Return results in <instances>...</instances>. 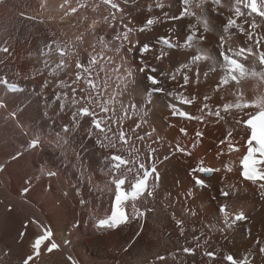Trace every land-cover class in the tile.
I'll use <instances>...</instances> for the list:
<instances>
[{
  "label": "bare ground",
  "instance_id": "1",
  "mask_svg": "<svg viewBox=\"0 0 264 264\" xmlns=\"http://www.w3.org/2000/svg\"><path fill=\"white\" fill-rule=\"evenodd\" d=\"M63 2L64 0H0V38H2L0 47L9 49V52H2L3 54L0 56L2 58L13 56V60L16 62V57H19L20 62L30 63L35 68L34 72H39L38 78L45 75L49 69V74L44 76V80L51 81L54 79L51 69L54 68L60 57L55 51L48 56L42 55L48 42L55 39L62 44L71 46L77 37H83L82 51L79 57L83 59L84 52L92 53L93 48L99 50L115 34L116 29L109 28L108 24L104 22L106 16L111 21L113 10L102 0H86L88 7L75 15H65L64 10L59 7ZM79 2H85V0H79ZM114 2L120 4L125 13L129 14L125 23L131 20L130 26H140L149 15L147 5L154 4L155 0H128L127 3L125 0H114ZM164 2L173 5L171 10L165 8L164 11H170V14L178 13L179 0H164ZM77 4L78 0H70L72 7H76ZM207 7L211 9L212 5L209 4ZM230 7V0H222L220 11L224 15L221 16L211 11L207 15L210 31L206 34L208 40L204 47L212 51L217 59L220 58L215 50V44L218 42V37L224 34L222 25L227 16L232 14L229 11ZM152 14L159 16L161 12L153 8ZM85 16L88 17L87 21L83 19ZM93 19L98 21L96 28L86 31L85 24L90 25ZM256 19L260 22L259 18ZM194 22L195 18L193 17H187L180 21H167L146 33L137 32L131 38L133 41L143 40L145 36L154 39L157 35L167 34V29L171 28L173 29L172 34L180 37L182 41L188 34L187 25ZM45 30H49L53 36L48 37L47 33H44ZM17 34L23 38L20 44L15 38ZM233 43L238 46L244 43V40L236 33ZM89 44L92 47H89ZM109 47L112 48L114 45H109ZM168 51L170 58H165L160 67L172 71L179 63L186 62L187 50L172 49ZM106 55L112 57L115 64H120L121 58H123L124 67L132 71L133 75L124 79L120 83V87L125 92L123 101L126 105L130 102L139 104L144 100L142 91L143 85L147 82L137 72L138 56L134 53L126 54L123 50L115 54L109 50ZM75 59L72 58L71 66L66 70L67 76L62 72L59 74V79L65 80L69 84L72 79H75L77 71ZM40 60L41 63H39ZM45 60L49 64L47 69L44 67ZM37 68L39 71L36 70ZM206 70L207 65L202 64L200 84H191L186 93H196L199 97L197 102L192 106H182L193 115L199 114L198 110L203 95L213 97L209 101L213 107L221 102L220 97L225 100L232 99L231 91L233 89H229L227 93L224 91L219 94L213 92L211 85L218 79V75L210 72L206 81L203 76V72ZM108 74L112 75L110 67ZM103 78L104 73H101L96 78L97 82H102ZM180 82L182 83V80ZM80 83L83 87V82ZM117 83L119 82L114 79L109 81L108 92L105 96L116 90ZM165 83L168 90L174 86L172 82ZM241 87L247 98L258 99L260 90L256 81H245ZM54 90L61 93L67 91L69 99H71L70 88L55 87L48 90L41 88V95L47 97ZM7 96H9L7 103L11 106L29 100L25 93L19 91ZM167 99L163 95L153 97L151 112L148 116L149 124L143 126L141 134L145 130L155 128L153 138L158 135L164 138L168 144L180 143L193 155L189 157L176 154L171 162L161 169L163 181L158 186L155 198H150L146 202L149 208L155 209V211L149 214L146 221L143 218L138 221L132 220L121 228L109 229L96 226L98 219L110 214L111 200L115 193L113 173L109 172L105 156H109L115 151L117 154L129 158L126 149L130 146L122 144L118 140V134L108 133V138L105 140V143L108 141L116 143V149H101L94 140L103 139L104 134L95 128L88 130L89 125L91 126L90 118L77 117V120L73 121L71 111L67 108L60 109L59 103L51 100L48 105H51L50 109L48 110L47 106L45 109L43 108L44 111H47V117L56 116L60 119L70 117L73 126L72 142L69 145H64L65 139L56 144L63 151V154H60V150L54 149L58 156L60 154V157L57 156V160L53 158L56 164L51 162L48 165L39 162L38 154L41 143L36 148L30 147L24 140L12 139L3 143L0 146V165H3V169L0 170V252H2L0 264H22L23 258L30 254L29 245L34 237L35 228L33 224L28 223V227L25 229L24 224L31 220L50 226L53 238L56 243L61 245L59 249L53 250L51 253L42 250L40 257L36 258L32 264H69L67 260L69 255L76 258L80 264H157L155 256L175 251L177 246L178 229L170 218L173 212L177 218L184 219L187 228L190 229L194 226L211 236L209 250L214 248L222 255L231 253L238 258L247 257L252 261V264H264V253L259 251V246L254 242L257 237L264 238V198L259 195L260 190L256 184L245 181L239 175V157L246 151L245 142L247 139L246 131L234 123L233 116L239 117L235 112L231 116L222 112L225 119L219 123H216L214 117H209L205 123L187 121L178 117L165 119L166 116L170 117V112L166 107ZM44 102L45 100H43ZM80 106H83V102L77 107ZM34 108L33 105H29L26 110L30 120L35 117ZM96 111L99 109L97 108ZM117 112L119 113V105H117ZM13 113L9 110V114L16 117L23 129L29 127L34 130L30 125L26 126L21 123L18 116ZM133 123L134 121H125L124 128L127 129ZM172 124L176 127H171ZM180 127L188 129L187 137L179 132ZM197 129L204 132L202 140H195ZM233 129H235L233 138L239 145V152L217 157L219 141ZM113 131H116L115 126ZM15 132L18 133L20 130L17 128ZM33 135V139L37 140V135ZM65 136L67 135L64 134ZM12 144L18 146L13 145L12 147ZM137 147L146 154L147 150L143 144L137 142ZM224 147L227 152V147ZM11 148L14 150L13 153ZM166 148L167 145L165 150ZM51 152L52 149L45 148L41 153L51 154ZM9 158L12 160L8 161ZM200 159L205 161L206 166L223 169L227 165L232 168V172L222 171L210 174L208 177L202 176L201 178L208 180L210 187L200 189L194 185L189 172V169L194 167ZM36 162H39L38 169ZM49 170L56 172L57 175L49 177L47 175ZM221 176H226V178L222 181ZM221 188L230 192L226 201L219 193ZM186 189L189 192L195 189L194 199L185 198ZM80 200H84L85 203L81 204ZM221 202H227L237 210L243 208L249 216L248 222L241 229L226 234V238L220 232L209 233L207 227L209 224H220V218L215 209ZM136 204L137 208L144 206L140 201H137ZM189 207L196 213L195 216L186 214ZM182 211L185 213L184 215H182ZM244 228L251 229L250 236L244 234ZM21 232H26L23 240L20 239ZM186 235L190 237L191 233L186 232ZM9 238L10 244L7 243ZM179 243L183 244L184 241L179 240ZM187 246L192 245L188 244ZM178 259L180 264H227L221 257H218L216 261H209L200 250H197L195 256L181 255ZM168 264H176V261L169 257Z\"/></svg>",
  "mask_w": 264,
  "mask_h": 264
},
{
  "label": "snow or ice",
  "instance_id": "2",
  "mask_svg": "<svg viewBox=\"0 0 264 264\" xmlns=\"http://www.w3.org/2000/svg\"><path fill=\"white\" fill-rule=\"evenodd\" d=\"M102 2L113 10L111 21L106 16L104 22L108 24L109 28L116 29L115 34L99 50L93 48L92 53L84 52L83 59L79 58L83 37H77L71 46L62 44L55 39L48 42L42 55L48 56L55 51L60 58L54 68L51 69L54 79L51 81L44 80L40 85L44 90L55 87L71 89V99H69V93L64 91L62 93L55 92L52 100L59 102L60 109L67 108L71 111L73 121H76L77 117L90 118L91 127L104 134L103 139L94 140L101 149H116V143L111 141L105 143L108 133L118 134V140L122 144L130 146L126 149L129 158L117 154L115 151L111 155L105 156L109 172L113 173L112 180L115 185V193L111 200L110 214L98 219L96 226L113 229L121 228L132 220L138 221L143 218L146 221L149 214L155 211V209L149 208L146 202L150 198H155L158 186L163 181L161 169L166 167L176 154L189 157L193 155L180 143L168 144L164 138L158 135L153 138L155 128L145 130L141 134L143 126L149 124L148 116L151 112L153 97L159 95L168 98L166 107L170 112V117L166 116L165 119L178 117L187 121L205 123L209 117H214L216 123H219L225 119L222 112L229 116L235 112L239 117L233 116L235 125L247 133L246 151L239 157V175L245 181L256 184L260 190L259 195L264 198V0H230L229 11L232 14L225 19L222 25L224 34L218 37V42L215 44V50L220 59H217L212 51L207 50L204 44L208 40L206 34L210 31L208 12L211 11L223 16V12L220 11L222 0H179L178 13L171 14L170 11H164L165 8L172 9L171 3L166 4L164 0H155L154 4L147 5L149 15L140 26H130L131 20L125 23L124 21L129 14L125 13L124 8L114 0H102ZM127 2L128 0H125V3ZM209 4L212 5L211 9L207 7ZM59 7L64 10L65 15H75L87 8L88 4L86 0L85 2L78 0L77 6L72 7L70 0H64ZM153 8L160 10L161 15H153ZM187 17L195 18V22L187 25L188 34L182 41L180 37L172 34L173 29L171 28L167 29V34L157 35L154 39L145 36L143 40L133 41L131 38L137 32L146 33L167 21H180ZM256 18H259L260 22ZM83 19L87 21L88 17L85 16ZM97 24L98 21L93 19L90 25L85 24V30H94ZM236 33L244 40V43L238 46L233 43V37ZM109 45H114V47L110 48ZM88 46L92 47L91 44ZM172 49L187 50L188 55L186 62L179 63L174 70L168 71L160 65L165 58H170L168 50ZM109 50L114 54L123 50L126 54L134 53L138 56L137 72L147 82L143 85L144 100L139 104L130 102L126 105L124 103L125 92L121 89L120 83L131 77L133 73L124 67L123 58H121L120 64H115L112 57L106 55ZM3 51L7 53L9 49L5 47ZM72 58H76L74 63L77 71L75 72V79H72L71 84H69L65 80L59 79V74L62 72L66 76L68 75L66 70L71 66ZM202 64L207 65V70L203 72L206 81L210 72L218 75V79L211 85L213 92L216 94L221 91L227 93L229 89H233L231 91L232 99L225 100L220 97L221 102L213 107L209 103L213 97L203 95L198 110L199 114L193 115L182 106H192L199 98L196 93H186L191 84H200ZM44 67L49 68L47 60L44 61ZM109 67L112 75L108 74ZM101 73H104V78L102 82L98 83L96 78ZM113 79L119 82L116 84V90L105 96L108 92L109 81ZM248 80L257 82L260 94L256 100L247 98L241 87L242 83ZM80 82H83V87H81ZM165 82L174 83L171 90L166 88ZM0 85L11 92L25 91L19 84L9 83L7 76L0 78ZM82 102L83 106L77 107ZM117 105H119V113L117 112ZM97 108L99 111H96ZM125 121H134V123L125 129ZM114 126L115 132L113 131ZM170 126L176 127L174 124ZM62 130L67 133L69 131L68 125H63ZM178 130L185 137L189 135L186 127H180ZM233 131L235 129L228 131L224 139L219 141L220 147L216 152L217 157L239 152V145L234 141ZM203 137L204 132L197 129L195 140H202ZM137 142L144 145L147 150L146 154L137 147ZM39 143L38 140L28 142L32 148L38 147ZM224 146L227 147V152H225ZM13 158L15 159V157ZM222 163L224 162L222 161ZM2 169L3 165H0V170ZM222 171L225 173L232 172V168L227 165L223 169L206 166L203 159L198 160L196 165L189 169L194 185L200 189L210 187L208 180L201 178L202 176L208 177L210 174ZM47 175L55 177L57 173L49 170ZM225 178L226 176L220 177L222 181ZM219 193L225 198V201L230 196V192L224 188H221ZM185 198L194 199L195 189L191 192L186 189ZM137 201L142 202L144 206L137 208ZM79 202L85 203L84 200ZM215 212L220 218V224H209L207 226L208 232H220L225 235V238L226 234L241 229L249 220V216L243 208L234 209L227 202L219 203ZM184 214L182 211V215ZM186 214L196 215L190 207L187 208ZM170 218L178 229L177 246L175 251L155 256L157 264H168L169 257L176 261V264H180L178 258L181 255L195 256L197 250H200L209 261H216L218 257H221L227 264H252V261L247 257L238 258L231 253L222 255L214 248L209 250L211 247L210 235L194 226L190 229L187 228L184 219L177 218L174 212ZM28 223L34 225L35 231L29 245L30 254L23 258L22 264H32L36 258L40 257L42 250L51 253L61 247L53 238L50 226L31 220L24 224L25 229H27ZM243 231L245 235H251V229L244 228ZM186 232H190L191 236H187ZM19 235L20 239L23 240L26 232H21ZM179 240H183L184 243H179ZM254 242L259 246V251L264 253V238L257 237ZM188 244L192 246H187ZM67 260L69 264H80L71 255L67 257Z\"/></svg>",
  "mask_w": 264,
  "mask_h": 264
},
{
  "label": "rangeland",
  "instance_id": "3",
  "mask_svg": "<svg viewBox=\"0 0 264 264\" xmlns=\"http://www.w3.org/2000/svg\"><path fill=\"white\" fill-rule=\"evenodd\" d=\"M40 23L45 24L44 22H40ZM49 32H50L49 30L44 31V33H47L48 37H52L53 35L50 34L51 32L50 33ZM15 38L19 41V44L23 39L22 36L18 34L15 35ZM1 40L2 38H0V42ZM1 48L2 47H0V55L5 53L2 50L4 48L2 49ZM13 59H14L13 56H10V58L8 57L2 58L0 56V78L7 76L8 81L10 83L15 82L16 84H19L22 88L25 89V91L21 93H25L26 97L29 98V100H24V101L20 100L21 103H17L14 106L9 105V103H7L8 100L7 97L9 96L7 95L13 92H11L10 90H6L2 85H0V146L3 143H6L12 139H17L22 141L24 140L29 142L34 140L33 134H36L37 140L42 144L40 146V151L38 154L40 158L39 162L48 165L51 164V162L56 164L53 158H56L57 160L58 153H56L54 149L60 150V154L61 153L63 154L61 147L58 148V146L56 145L57 142L63 141L65 139L66 140L63 142L64 145L66 144L69 145V143L72 142L71 131L73 129V126H72V122L70 121V117H68L69 120L66 118L60 119L57 118L56 116L52 118H48L46 115L47 111L43 110V108L45 109L46 106L48 110L50 109L51 105L50 106L48 105L52 100L53 94L55 93L54 90L51 94H48L47 97H44L45 95L44 96L41 95L42 87H40V85L44 81V76H47L49 74V69L47 70L45 75H42L41 78H38L39 72L38 73L34 72L35 68L32 67L30 63L20 62L19 57L18 58L16 57L17 62ZM18 63L20 66L18 65ZM39 63H41V60L39 61ZM36 70L39 71V68H37ZM38 79L40 80L38 81ZM32 100L35 102L30 103V101ZM43 100H45L44 103ZM29 105H33L35 107L34 109L36 113L34 114L35 117H33L32 120H30L29 118L30 116L26 113V110L29 108ZM9 110L13 111L15 115L18 116L21 123H23L26 126L30 125L31 128H33L34 130H31L29 127L23 129V127L19 124V122H17L16 117L11 116L9 114ZM63 124L68 125L69 131L67 133H65L62 130ZM17 128L20 130V132L18 133L15 132ZM90 128L94 130V128L89 125L88 130H90ZM64 134L67 136L64 137ZM13 145L16 147L18 146L16 144H12V147ZM45 148L52 149L53 153L52 152L51 154L41 153L42 151H44ZM11 150L13 153L14 150L12 148ZM60 154L58 157H60ZM9 160L11 161L12 158H9L8 161ZM39 162L38 163L36 162L37 169L39 168ZM7 243L10 244V238H9V242L7 241ZM1 254L2 252H0V255Z\"/></svg>",
  "mask_w": 264,
  "mask_h": 264
}]
</instances>
